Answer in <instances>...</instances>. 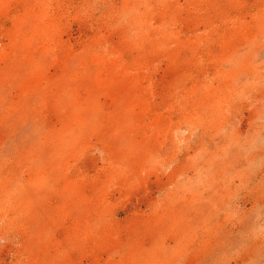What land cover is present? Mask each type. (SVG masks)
Listing matches in <instances>:
<instances>
[{
    "label": "rangeland",
    "instance_id": "1",
    "mask_svg": "<svg viewBox=\"0 0 264 264\" xmlns=\"http://www.w3.org/2000/svg\"><path fill=\"white\" fill-rule=\"evenodd\" d=\"M0 264H264V0H0Z\"/></svg>",
    "mask_w": 264,
    "mask_h": 264
}]
</instances>
